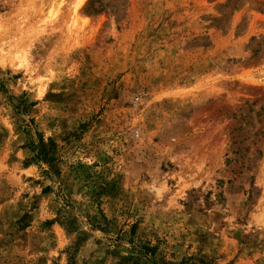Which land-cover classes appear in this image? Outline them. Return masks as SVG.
Wrapping results in <instances>:
<instances>
[{
	"label": "rangeland",
	"instance_id": "374dc122",
	"mask_svg": "<svg viewBox=\"0 0 264 264\" xmlns=\"http://www.w3.org/2000/svg\"><path fill=\"white\" fill-rule=\"evenodd\" d=\"M0 264H264V0H0Z\"/></svg>",
	"mask_w": 264,
	"mask_h": 264
},
{
	"label": "trees",
	"instance_id": "16d2710c",
	"mask_svg": "<svg viewBox=\"0 0 264 264\" xmlns=\"http://www.w3.org/2000/svg\"><path fill=\"white\" fill-rule=\"evenodd\" d=\"M35 135L37 137L36 142L34 140H29V147L33 155L31 158L32 161H38L39 159L50 161L51 157L48 155V151L50 150V144H53L52 141L50 139L44 141L43 136L39 132L35 131Z\"/></svg>",
	"mask_w": 264,
	"mask_h": 264
}]
</instances>
